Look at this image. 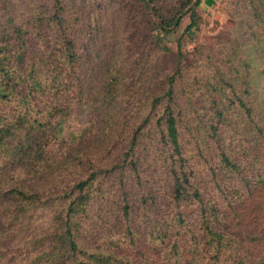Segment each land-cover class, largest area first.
<instances>
[{"label":"trees","instance_id":"obj_1","mask_svg":"<svg viewBox=\"0 0 264 264\" xmlns=\"http://www.w3.org/2000/svg\"><path fill=\"white\" fill-rule=\"evenodd\" d=\"M46 1L23 13L0 0V264L23 237L52 240L41 253L49 264H264L252 65L224 50L185 83L193 60L179 42L155 93L138 82L158 74L186 16V33L199 26L202 0H130L145 17L125 49L133 64L105 65L99 77L85 72L67 3ZM238 1L259 26L264 74V0ZM46 206L51 231L24 232Z\"/></svg>","mask_w":264,"mask_h":264},{"label":"rangeland","instance_id":"obj_2","mask_svg":"<svg viewBox=\"0 0 264 264\" xmlns=\"http://www.w3.org/2000/svg\"><path fill=\"white\" fill-rule=\"evenodd\" d=\"M64 1L69 7L71 21L76 26V43L85 58L87 75L90 73L88 68L91 66L95 68L94 74L99 77V74L104 73L105 65L108 67L111 63L118 62L125 64L127 57L124 54L125 49L131 43L130 36L137 38V33L140 34L145 25V17L137 11V6L132 5L130 0ZM210 1L212 3L209 4L208 0H202L197 8L201 20L192 34L185 32L190 23L189 16H186L180 27L165 39L171 51L162 55L158 60V74L141 75L138 82L143 81L144 86L147 82L153 92L159 89V84L154 81L161 82L165 78L162 76L172 74L179 63V42L185 56L183 61L193 60L190 65L193 70L188 73L185 83L197 82L207 68L220 64L225 58L224 50L228 53L226 59L228 55L240 53L235 60L240 62L242 61L240 56H244L252 65L251 79L255 81L256 86L250 95L258 102V110L264 118V74L255 41L251 36L252 31H257L259 27L254 20L253 12L250 14L248 23V12L251 11L240 7L243 6V1ZM10 2L24 13L30 10L37 0H10ZM50 3H52L51 0L46 1V4ZM138 27H141V30L138 31ZM127 61L133 64L134 60L128 58ZM159 73H162V76ZM143 91L140 89L138 94ZM67 150L68 146H59L55 153L61 155ZM15 204V201L7 200L6 207ZM51 212L52 210L47 206L43 210H37L31 225L24 222L23 231L35 233L37 230L42 232L44 229L50 232L52 229V224L49 222ZM23 238L16 240V246L8 250L1 264H49L47 263L48 257H44L41 253L43 248L51 245L52 240Z\"/></svg>","mask_w":264,"mask_h":264}]
</instances>
